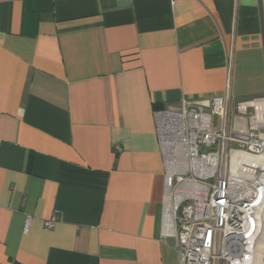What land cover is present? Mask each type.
I'll return each instance as SVG.
<instances>
[{
	"label": "crops",
	"instance_id": "1",
	"mask_svg": "<svg viewBox=\"0 0 264 264\" xmlns=\"http://www.w3.org/2000/svg\"><path fill=\"white\" fill-rule=\"evenodd\" d=\"M229 71L264 96V0H0V264H180L157 111Z\"/></svg>",
	"mask_w": 264,
	"mask_h": 264
},
{
	"label": "built area",
	"instance_id": "2",
	"mask_svg": "<svg viewBox=\"0 0 264 264\" xmlns=\"http://www.w3.org/2000/svg\"><path fill=\"white\" fill-rule=\"evenodd\" d=\"M230 76L222 95L157 111L163 234L175 237L180 264H255L264 232V96L233 111Z\"/></svg>",
	"mask_w": 264,
	"mask_h": 264
},
{
	"label": "bare ground",
	"instance_id": "3",
	"mask_svg": "<svg viewBox=\"0 0 264 264\" xmlns=\"http://www.w3.org/2000/svg\"><path fill=\"white\" fill-rule=\"evenodd\" d=\"M263 231H264V225H263ZM255 264H264V232L258 242V251H257V258Z\"/></svg>",
	"mask_w": 264,
	"mask_h": 264
},
{
	"label": "rangeland",
	"instance_id": "4",
	"mask_svg": "<svg viewBox=\"0 0 264 264\" xmlns=\"http://www.w3.org/2000/svg\"><path fill=\"white\" fill-rule=\"evenodd\" d=\"M233 103H234V102H233ZM232 105L234 106V104H231V106H232ZM233 110H234V109H233Z\"/></svg>",
	"mask_w": 264,
	"mask_h": 264
}]
</instances>
